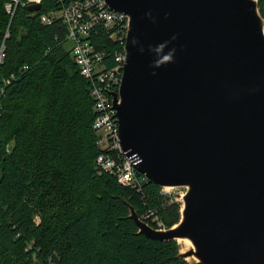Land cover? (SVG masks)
<instances>
[{
    "label": "water",
    "instance_id": "1",
    "mask_svg": "<svg viewBox=\"0 0 264 264\" xmlns=\"http://www.w3.org/2000/svg\"><path fill=\"white\" fill-rule=\"evenodd\" d=\"M129 28L112 92L124 154L180 218L138 233L189 264H264V16L259 0H106ZM30 10L42 8L31 3Z\"/></svg>",
    "mask_w": 264,
    "mask_h": 264
},
{
    "label": "trees",
    "instance_id": "2",
    "mask_svg": "<svg viewBox=\"0 0 264 264\" xmlns=\"http://www.w3.org/2000/svg\"><path fill=\"white\" fill-rule=\"evenodd\" d=\"M12 1L0 0V264H189L176 240L138 233L127 204L171 226L180 202L152 180L126 186L96 166L92 82L72 55L68 26L55 18L74 0H41L37 11L21 0L11 13ZM259 6L264 16V0ZM90 40L107 67L117 64L121 42L103 24Z\"/></svg>",
    "mask_w": 264,
    "mask_h": 264
},
{
    "label": "built area",
    "instance_id": "3",
    "mask_svg": "<svg viewBox=\"0 0 264 264\" xmlns=\"http://www.w3.org/2000/svg\"><path fill=\"white\" fill-rule=\"evenodd\" d=\"M20 2L21 0H13L7 3V10L14 13ZM34 2L41 0H28L29 4ZM56 16L68 26V38L73 43L72 55L79 65L81 74L92 82L91 95L97 112L94 127L99 133L97 142L102 149L96 159V166L100 172H109L117 176L120 183L141 189L150 179L145 174L138 176L135 160L127 157L122 150L119 117L112 95V92L120 89L122 82L129 17L125 12L109 7L106 0H74L57 11L55 18ZM53 18L51 15H42V20L48 23L54 21ZM99 24H103L110 31V36L118 39L122 45V49L116 53L117 64L113 67H107L104 62L105 53L97 50L90 40V35ZM5 57L4 43L0 50V63ZM179 190L183 192V189ZM163 192L172 197L171 201L175 198L174 201H177V196L171 195L172 191ZM144 218L151 219V224L156 228L169 227L154 210L146 212Z\"/></svg>",
    "mask_w": 264,
    "mask_h": 264
},
{
    "label": "rangeland",
    "instance_id": "4",
    "mask_svg": "<svg viewBox=\"0 0 264 264\" xmlns=\"http://www.w3.org/2000/svg\"><path fill=\"white\" fill-rule=\"evenodd\" d=\"M73 43L70 41V46L72 45ZM183 191V190H182ZM181 191L179 189H173L172 190V196L175 197V194L177 193H180ZM176 199V198H175ZM177 200H179V197L177 196Z\"/></svg>",
    "mask_w": 264,
    "mask_h": 264
}]
</instances>
